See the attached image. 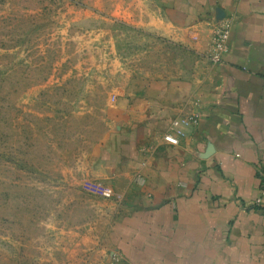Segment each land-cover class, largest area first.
<instances>
[{
	"label": "crops",
	"instance_id": "1",
	"mask_svg": "<svg viewBox=\"0 0 264 264\" xmlns=\"http://www.w3.org/2000/svg\"><path fill=\"white\" fill-rule=\"evenodd\" d=\"M112 4L105 13L168 39L190 66L179 87L154 83L115 99L124 120L112 122L101 152L118 200L110 264H264V204H255L264 174V0ZM227 19L228 51L214 64L213 32ZM191 117L198 123L180 146L167 144L171 122Z\"/></svg>",
	"mask_w": 264,
	"mask_h": 264
},
{
	"label": "rangeland",
	"instance_id": "2",
	"mask_svg": "<svg viewBox=\"0 0 264 264\" xmlns=\"http://www.w3.org/2000/svg\"><path fill=\"white\" fill-rule=\"evenodd\" d=\"M118 1L0 0V264L111 262L118 200L101 152L124 120L115 99L179 87L190 66L105 13Z\"/></svg>",
	"mask_w": 264,
	"mask_h": 264
},
{
	"label": "built area",
	"instance_id": "3",
	"mask_svg": "<svg viewBox=\"0 0 264 264\" xmlns=\"http://www.w3.org/2000/svg\"><path fill=\"white\" fill-rule=\"evenodd\" d=\"M231 27V20L227 19L220 22L214 29L212 51L209 56L214 64L221 63L224 54L228 51L227 43ZM197 123L198 119L194 117L174 119L164 135V141L170 146L179 147L182 139L187 136L188 131L196 127ZM255 204L259 206L264 204V174L261 175L260 193Z\"/></svg>",
	"mask_w": 264,
	"mask_h": 264
}]
</instances>
